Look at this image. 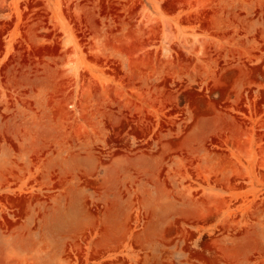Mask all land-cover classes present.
<instances>
[{"label":"rangeland","instance_id":"374dc122","mask_svg":"<svg viewBox=\"0 0 264 264\" xmlns=\"http://www.w3.org/2000/svg\"><path fill=\"white\" fill-rule=\"evenodd\" d=\"M0 264H264V0H0Z\"/></svg>","mask_w":264,"mask_h":264},{"label":"bare ground","instance_id":"6f19581e","mask_svg":"<svg viewBox=\"0 0 264 264\" xmlns=\"http://www.w3.org/2000/svg\"><path fill=\"white\" fill-rule=\"evenodd\" d=\"M162 263V262H161Z\"/></svg>","mask_w":264,"mask_h":264}]
</instances>
